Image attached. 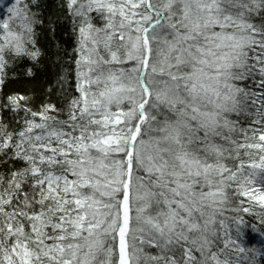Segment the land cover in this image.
<instances>
[{"label": "snow or ice", "instance_id": "snow-or-ice-1", "mask_svg": "<svg viewBox=\"0 0 264 264\" xmlns=\"http://www.w3.org/2000/svg\"><path fill=\"white\" fill-rule=\"evenodd\" d=\"M264 0H0V264H264Z\"/></svg>", "mask_w": 264, "mask_h": 264}, {"label": "trees", "instance_id": "trees-1", "mask_svg": "<svg viewBox=\"0 0 264 264\" xmlns=\"http://www.w3.org/2000/svg\"><path fill=\"white\" fill-rule=\"evenodd\" d=\"M247 245H260L264 246V236H261L259 233L253 231L251 227H249L246 230V235H245V241Z\"/></svg>", "mask_w": 264, "mask_h": 264}]
</instances>
